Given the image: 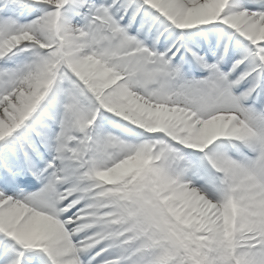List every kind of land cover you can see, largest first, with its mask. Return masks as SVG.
I'll return each instance as SVG.
<instances>
[{"label":"snow or ice","instance_id":"1","mask_svg":"<svg viewBox=\"0 0 264 264\" xmlns=\"http://www.w3.org/2000/svg\"><path fill=\"white\" fill-rule=\"evenodd\" d=\"M0 264H264V0H0Z\"/></svg>","mask_w":264,"mask_h":264}]
</instances>
